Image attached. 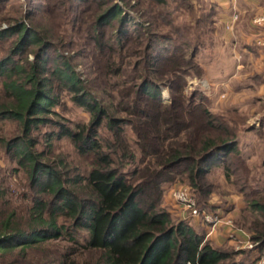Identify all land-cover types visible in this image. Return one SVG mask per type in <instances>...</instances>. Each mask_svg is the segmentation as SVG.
Returning a JSON list of instances; mask_svg holds the SVG:
<instances>
[{"label":"trees","instance_id":"16d2710c","mask_svg":"<svg viewBox=\"0 0 264 264\" xmlns=\"http://www.w3.org/2000/svg\"><path fill=\"white\" fill-rule=\"evenodd\" d=\"M150 1L166 3V0ZM204 18L202 24L203 21L209 23L211 26L207 29L213 35V14ZM116 19L123 36L128 35L127 28H123L127 16L117 3L99 16L98 23L110 24ZM12 35L17 37V43L10 51L12 55L0 58V76H5L2 87L8 99V104L0 107V118L18 124L19 136L7 141L6 145L13 149L18 165L28 172L39 196L34 199L27 224L14 220L13 213L0 219V256L5 257L15 250L23 253L35 244L65 235L77 242V234L84 231L80 246L100 251L95 264H251L228 261L231 258L229 252L214 246L188 220L174 219L170 212L160 207L161 185L171 181L172 173L180 166L187 172L190 187L204 198L209 196L210 190L204 186L203 179L211 167L222 165L226 179L232 172L228 168L230 160L236 161L243 171L250 172L236 140L239 130L235 119H242L241 114L229 112L234 116L222 120V116L202 108V102L192 100L187 112L178 88L169 107L160 108L156 103L153 104L155 108L147 111L140 106L128 124L138 135L144 156L130 174L113 166L111 154L94 140L92 132L96 130L89 128L86 132L83 127L76 131L61 127L56 134L47 135L46 140L66 136L77 144L80 153L91 152L95 156L94 165L87 173L64 178L61 171L42 161L40 153L34 150L38 138L32 135L37 127L47 122L44 116L58 103L51 78L58 80L60 86L72 94L77 105L92 114L93 126H100L104 118L108 130L117 135L123 131L125 121L107 114L66 61L49 68L45 53L48 43L27 24L20 22L0 30V39ZM28 44L37 46V51L34 60H25L27 63L24 64L21 54ZM148 61L156 73L169 63V73L180 69L178 60L170 55L160 59L158 54H151ZM154 87L144 81L141 89L144 95L157 102L159 92ZM198 108L199 117L195 111ZM183 113L190 115V120L200 118L197 130L189 132L186 137L182 134L186 127ZM208 129L218 131L219 135L208 136L205 134ZM121 157L128 158V155L123 153ZM146 157L151 158L146 160ZM41 193L50 199L40 196ZM244 200L246 206L240 210L235 224L249 233L251 241L263 245L264 190L244 191ZM205 205L201 206L208 209ZM59 217L69 219L70 224L59 223ZM248 217L252 220L249 221ZM0 264L5 263L0 261Z\"/></svg>","mask_w":264,"mask_h":264},{"label":"rangeland","instance_id":"374dc122","mask_svg":"<svg viewBox=\"0 0 264 264\" xmlns=\"http://www.w3.org/2000/svg\"><path fill=\"white\" fill-rule=\"evenodd\" d=\"M114 3L119 4L127 16L129 24L126 21L123 26L127 28L126 36L121 33L117 19L112 20L110 24L98 23L99 16ZM211 14L213 8L206 0H166L165 4L150 0H0V30L20 22L27 24L33 32L47 41L48 48L45 53L49 68L66 61L76 72L86 91L107 114L125 121L123 131L117 135L108 130L104 118L100 126H93L92 114L77 105L72 94L61 87L58 80L51 78L58 103L44 116L47 122L32 132V135L38 138L34 150L40 153L42 161L61 171L67 179L87 173L94 165L93 153H80L77 144L69 137H52L46 140V136L56 134L61 127L75 131L83 127L86 132L93 128L96 130L92 132L94 140L100 142L105 152L111 154L113 166L130 174L144 156L140 149L141 141L128 124L129 120L134 119L132 114H137L140 106L147 111L155 108L153 104L156 103L160 108L169 107L176 88L182 94L187 112L190 110L191 100L200 101L202 108L222 116V120L232 118L234 115L229 113L231 110H215L220 108L210 105L206 96L207 83L204 76L206 70L208 74L214 72L209 63L218 53L214 50L218 49L217 40L207 29L211 25L206 21L202 24V19ZM198 20H201L200 23ZM16 43V35L0 39V58L12 55L10 51ZM36 51L37 46L26 45L21 54L22 62L25 64L27 61H33ZM151 54H158L160 59L167 55L176 58L180 66L179 71L169 73V63L156 73L148 61ZM13 57L18 60L17 56ZM158 64L160 65V62ZM206 67L207 69H204ZM4 80L5 76H0V107L8 104L2 87ZM144 81L156 86L154 90L159 92L157 102L143 94L141 87ZM194 105L193 103L192 106ZM195 111L199 117V108ZM183 114L186 127L182 134L186 137L189 132L197 130L200 118L193 117L190 120V115ZM235 121L238 122V141L242 135L240 132H244L249 124L243 118H236ZM253 125H256L255 122ZM231 127L233 128L232 124ZM19 134L16 121L0 118V219L13 213L14 220L25 225L31 215L34 199L39 194L32 186L28 172L18 165L13 149L6 145L7 141L11 142ZM205 134L216 137L219 132L208 129ZM123 153L127 154L129 159L121 157ZM253 153L255 163L248 165L250 172L243 171L236 161L230 159L228 168L232 172L229 179L224 176L222 165L211 167L212 170L209 169L203 179L204 186L210 190L206 198L190 187L187 172L182 171L181 166L178 167L176 172L172 173V180L161 185L160 207L170 212L174 219H184L185 209L171 197L172 190L181 186H188L196 203L199 206L206 204L205 207L210 212H215L219 205L227 204L225 198L230 193L227 188L241 192L243 196L244 191L249 192L254 188L263 191L264 152L260 147L253 149ZM242 154L244 157L245 153ZM131 157L134 159L130 160ZM148 158L151 157H146V160ZM239 188H242V191ZM40 196L50 199L42 193ZM211 202L216 205L210 207ZM248 219L251 221L252 217ZM233 220L235 224L236 220ZM58 222L70 224V220L64 217H59ZM235 227L239 228L236 224ZM242 230L249 238V233L245 229ZM83 235L84 231L77 234V242L69 239L67 235L49 239L27 248L23 253L15 250L5 257L0 256V261L5 264H69L70 261L75 264H95L100 251L83 249L80 246ZM247 240L234 239L232 245L222 246V249L231 255L228 261L252 262L258 252L245 245Z\"/></svg>","mask_w":264,"mask_h":264},{"label":"crops","instance_id":"0c3cea01","mask_svg":"<svg viewBox=\"0 0 264 264\" xmlns=\"http://www.w3.org/2000/svg\"><path fill=\"white\" fill-rule=\"evenodd\" d=\"M206 1L213 8V35L218 44V49H214L218 53L209 63L214 72L208 74L206 70L204 76L207 100L220 108L215 110L235 111L249 124L240 132L238 148L245 153L244 162L251 166L255 163L253 149L262 147L264 152V48L257 44L264 38V28L252 25V18L264 8V0ZM253 122L256 125L252 126ZM227 190L230 192L225 198L227 204L219 205L215 211L236 220L246 202L241 192ZM212 205L216 203L209 204ZM188 221L217 247L232 245L234 239L248 238L242 232L230 237L231 230L225 225H217L209 233L205 224L196 219Z\"/></svg>","mask_w":264,"mask_h":264},{"label":"built area","instance_id":"2783aa9c","mask_svg":"<svg viewBox=\"0 0 264 264\" xmlns=\"http://www.w3.org/2000/svg\"><path fill=\"white\" fill-rule=\"evenodd\" d=\"M236 19V16L234 17ZM252 25L255 28H264V8L263 10L252 18ZM257 44L264 48V38L257 41ZM188 186H181L174 188L171 197L180 204L186 211L184 219H196L205 224L209 228V233L212 232L217 225H225L230 231V237H235L239 232L244 233L240 228H236L234 220L231 217H225L220 212H210L207 209L199 206L196 203ZM246 241V246L257 250V255L252 259L251 264H264V244L259 242H251L249 238ZM244 247V244L242 248Z\"/></svg>","mask_w":264,"mask_h":264}]
</instances>
